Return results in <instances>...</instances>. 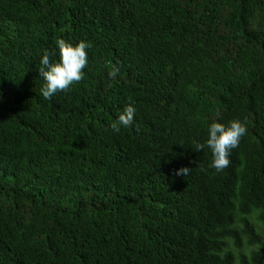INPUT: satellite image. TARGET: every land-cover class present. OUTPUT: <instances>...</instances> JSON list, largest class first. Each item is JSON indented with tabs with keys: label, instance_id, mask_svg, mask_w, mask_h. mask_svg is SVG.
I'll return each mask as SVG.
<instances>
[{
	"label": "trees",
	"instance_id": "1",
	"mask_svg": "<svg viewBox=\"0 0 264 264\" xmlns=\"http://www.w3.org/2000/svg\"><path fill=\"white\" fill-rule=\"evenodd\" d=\"M61 38L89 64L44 100ZM0 264H264V0H0Z\"/></svg>",
	"mask_w": 264,
	"mask_h": 264
},
{
	"label": "clouds",
	"instance_id": "2",
	"mask_svg": "<svg viewBox=\"0 0 264 264\" xmlns=\"http://www.w3.org/2000/svg\"><path fill=\"white\" fill-rule=\"evenodd\" d=\"M59 60L53 61L49 52H44L38 69L39 76L45 81L40 95L44 100H51L58 92L66 91L70 87L82 81L84 70L88 67V50L91 43L81 40L78 43L58 39ZM136 116V108L129 103L111 123V131L119 134L122 129L130 128ZM247 122L234 119L227 124L218 120L210 123L207 129V139L204 143L197 142L194 145L196 151L210 149L212 159L209 167L216 172H222L228 168L230 156L234 149L238 148L241 139L247 134ZM189 167L177 170L176 175H189Z\"/></svg>",
	"mask_w": 264,
	"mask_h": 264
}]
</instances>
